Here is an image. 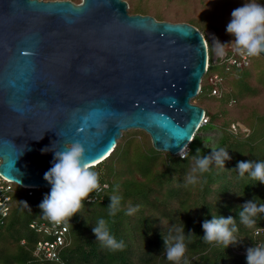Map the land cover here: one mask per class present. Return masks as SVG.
Listing matches in <instances>:
<instances>
[{
    "label": "water",
    "instance_id": "obj_1",
    "mask_svg": "<svg viewBox=\"0 0 264 264\" xmlns=\"http://www.w3.org/2000/svg\"><path fill=\"white\" fill-rule=\"evenodd\" d=\"M215 40L123 0H0V176L50 190L54 151L79 141L94 166L129 131L182 154L204 117L191 100L208 48L212 64L223 54Z\"/></svg>",
    "mask_w": 264,
    "mask_h": 264
},
{
    "label": "trees",
    "instance_id": "obj_2",
    "mask_svg": "<svg viewBox=\"0 0 264 264\" xmlns=\"http://www.w3.org/2000/svg\"><path fill=\"white\" fill-rule=\"evenodd\" d=\"M134 2L146 5L148 9L151 5L147 0ZM257 2L264 4V0ZM129 13L145 15L137 13L132 6ZM153 17L158 21L165 20L158 11ZM186 20L185 23L200 32L198 23L204 29L213 30L221 44L226 45L234 39L226 33L229 22L221 21L219 26H214L201 18ZM232 48L225 46L221 50L226 52ZM208 55L207 73L201 80L197 96L191 100L204 109L207 123L197 129L182 153L185 159L155 151L142 131L122 133L111 153L93 166L100 173L101 189L89 196L84 208L69 223L62 222L67 232L64 244L58 249V261L34 254L36 243L49 238L29 228L32 222L46 220L39 204L50 190L23 189L11 184V191L6 193L9 197V194L13 195L8 204L10 208L0 224V264H176L166 259L162 237L174 242L175 229L182 224L185 235L191 232L195 236L190 242L186 240L187 251L178 264H247V249L264 244V214H258L253 227H246L240 223L237 210L254 196L264 201V185L251 180L248 173L240 178L235 169L238 162L264 161V123L256 124L264 116V109L258 103L264 93V69L252 72V57L245 68L218 64L222 83L216 86L208 81L213 75L209 74L212 64L209 48ZM213 88L219 94L212 95ZM207 100L213 103L208 109L209 115L204 107ZM252 102L258 104L251 105ZM249 122H253L254 127ZM234 124L235 131L231 129ZM240 126L248 129L247 133ZM208 129L220 133L214 148L202 146L203 138L199 133ZM196 149H200L202 155L224 149L230 159L225 161L224 168L213 162L210 170L201 177L206 183L189 185L186 176L191 171V156L195 155ZM117 186L116 194L122 197L121 210L111 218L110 228L126 247L113 252L96 241L91 229L97 218H107L109 197ZM16 195L20 200H15ZM129 206H138V211L127 215ZM216 215L232 216L239 229L234 234L238 242L226 249L223 244H208L202 239V223Z\"/></svg>",
    "mask_w": 264,
    "mask_h": 264
},
{
    "label": "clouds",
    "instance_id": "obj_3",
    "mask_svg": "<svg viewBox=\"0 0 264 264\" xmlns=\"http://www.w3.org/2000/svg\"><path fill=\"white\" fill-rule=\"evenodd\" d=\"M226 33L234 39L226 45L215 40L213 46H218L220 49L232 46L237 53L247 57L264 54V4L258 3L257 0H246L243 6L234 9ZM47 151H49L47 148L42 150V152ZM53 153L52 166L43 175L44 181L50 185V193L44 197L39 208L41 214L48 220L69 223L72 217L84 208V202L89 196L101 189L100 173L92 165L84 162L85 148L79 141L64 144L62 150ZM211 153V155H202L201 150L196 149L195 155L191 156L193 164L190 173L186 176V184L206 183L201 177L210 170V165L215 162L217 166L224 168L225 161L230 159L224 149ZM179 156L182 160L185 159L181 152ZM235 171L240 178L248 173L251 180L264 185V161L238 162ZM117 190L118 186L109 197L110 203L106 207L107 218H97L91 229L96 241L113 252L122 251L126 247L123 240H118L110 228L111 218L121 210L122 197L116 194ZM136 211L138 206L135 208L129 206L126 214L132 215ZM237 211L240 223L246 227H253L258 214H264V201L254 196L252 200L239 206ZM202 229L204 233L202 239L205 243L223 244L226 249L229 245L238 242L234 234L239 229L236 219L232 216L225 218L216 215L212 216L211 220L205 219ZM175 231L176 235L172 238L174 242L170 243L169 239L163 237L162 239L166 259L178 264L187 251L186 240L190 242L195 235L191 232L185 235L183 224ZM246 261L247 264H264V244L248 248Z\"/></svg>",
    "mask_w": 264,
    "mask_h": 264
},
{
    "label": "rangeland",
    "instance_id": "obj_4",
    "mask_svg": "<svg viewBox=\"0 0 264 264\" xmlns=\"http://www.w3.org/2000/svg\"><path fill=\"white\" fill-rule=\"evenodd\" d=\"M80 1V0H79ZM128 4V13L129 7H133L137 13H142L145 15L155 16V13L161 12L164 16V21L169 22H185L186 19H199L204 20L208 23H211L214 26H219L221 21L230 22L231 20V12L243 6L244 0H147L149 5V9L146 5H142L141 3L136 4L134 0H123ZM74 3H77L76 1ZM130 14V13H129ZM152 16V17H153ZM190 21V20H189ZM203 34L205 31L210 29H204L201 27V24L196 25ZM218 39V38H217ZM209 52L211 55V48L209 47ZM262 56L252 57V61L254 62V66L252 67L253 71H260V69H264V60ZM221 72V67L218 64H211L209 69V74H219ZM243 73V72H242ZM256 74V73H255ZM257 75V74H256ZM194 103V101H192ZM258 103H261L260 107L264 109V93L259 97ZM257 103V104H258ZM195 104V103H194ZM255 102H252L251 105H257ZM213 106V103L207 100V105H203L206 109L207 114L209 115V107ZM264 123V116L261 117V120L258 119L256 121L257 125H261ZM250 126L254 127L253 122H249ZM242 130L247 133V130L244 126H240ZM237 129V128H236ZM262 131L264 132V126L262 127ZM199 136L202 137V146H208L210 148H214L220 133L216 129H208L206 131L200 132ZM10 197L13 196L9 194ZM15 200H20L19 196H14ZM12 205V204H11ZM10 208V205H8Z\"/></svg>",
    "mask_w": 264,
    "mask_h": 264
},
{
    "label": "built area",
    "instance_id": "obj_5",
    "mask_svg": "<svg viewBox=\"0 0 264 264\" xmlns=\"http://www.w3.org/2000/svg\"><path fill=\"white\" fill-rule=\"evenodd\" d=\"M223 54L221 58L217 59L216 64L233 66L234 68L240 69L248 67L250 64L251 57H247L237 53L234 48L230 49V51H222ZM209 66V60L206 63L205 75L207 73ZM208 81L213 85H221L222 78L218 74H213L208 78ZM212 95L219 94V91L216 88L211 90ZM206 118L203 117L201 120L200 126L206 124ZM236 125H231V129L233 131L236 130ZM11 184L9 181L3 179L0 176V224H2L1 218H4L9 211V202L10 197L6 194L11 191ZM29 228L34 230L36 233L47 236L49 239L39 241L36 243L34 254L41 255L46 260L49 261H58V249L64 244V236L67 232V229L62 222L56 223L48 220L46 218L45 221L42 222H32L29 224ZM264 234V229L262 230Z\"/></svg>",
    "mask_w": 264,
    "mask_h": 264
},
{
    "label": "bare ground",
    "instance_id": "obj_6",
    "mask_svg": "<svg viewBox=\"0 0 264 264\" xmlns=\"http://www.w3.org/2000/svg\"><path fill=\"white\" fill-rule=\"evenodd\" d=\"M107 157V156H106ZM95 164V163H94Z\"/></svg>",
    "mask_w": 264,
    "mask_h": 264
}]
</instances>
